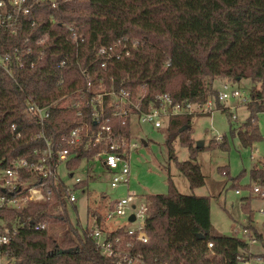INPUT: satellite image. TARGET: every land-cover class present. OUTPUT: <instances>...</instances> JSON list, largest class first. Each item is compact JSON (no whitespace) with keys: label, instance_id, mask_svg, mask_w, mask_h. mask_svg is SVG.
Here are the masks:
<instances>
[{"label":"trees","instance_id":"trees-1","mask_svg":"<svg viewBox=\"0 0 264 264\" xmlns=\"http://www.w3.org/2000/svg\"><path fill=\"white\" fill-rule=\"evenodd\" d=\"M27 1L31 3L30 12L20 17L16 31L0 30V55L14 47L30 49L28 54H21L23 64L12 67V75L0 67V168L11 158L26 156L44 145L36 137V119L26 110L28 103L44 105L61 96L77 101L75 106L51 109L44 131L52 146L74 120L81 118L92 124L85 104L89 96L84 91L86 82L100 81L105 86L129 90L141 87L146 100H153L159 92H167L175 100L204 101L210 97L217 106L216 90L210 84L214 77H225L233 84L248 79L253 94L257 92L255 83L264 87V0ZM69 26L75 29L77 41L72 40ZM44 35L41 43L36 44L35 40ZM122 37L136 41L127 56L103 61L96 55L99 43L108 48ZM61 59L64 64L58 66ZM77 109L82 111L81 116L76 115ZM247 111V117L236 130L242 146L261 139L255 117L264 107L254 101L247 104ZM190 119V115L172 116L163 127L169 158H175L170 142L176 136L189 151L188 159H175V165L193 188L204 183V176L195 161L197 147H192L186 134ZM110 124L129 136L128 122L117 125L112 119ZM11 126L13 132H18L17 137ZM218 146L225 148L226 140ZM71 151L75 154L65 162V167L75 170L82 160L92 157L95 149L77 146ZM256 165L250 169V179L263 180V172ZM86 183L85 178L73 183V187L81 188ZM63 186L59 182L53 187L51 198L43 203L0 207V219L5 225L26 218L45 223L40 230L18 228L6 244H0V255L9 264L104 262L82 231L68 223L66 202L61 197ZM143 198L147 241L134 243L133 250L146 261L235 264V255L246 247L240 237L212 232L208 196L180 193L170 177L165 193L147 194ZM103 200L100 193L90 206L99 217L109 208ZM58 206L62 212H56ZM56 222L67 225L59 234L49 230ZM116 234H121V229L109 235ZM206 242L211 243L210 250Z\"/></svg>","mask_w":264,"mask_h":264},{"label":"built area","instance_id":"built-area-1","mask_svg":"<svg viewBox=\"0 0 264 264\" xmlns=\"http://www.w3.org/2000/svg\"><path fill=\"white\" fill-rule=\"evenodd\" d=\"M30 9L31 3L27 0H0V30L14 33L20 17L28 14ZM68 30L71 32L72 40L77 41L75 29L69 26ZM45 36L36 39L35 43H41ZM135 45V40L122 37L108 48L99 43L96 55H100L103 61L108 58L119 59L127 56ZM29 52L28 47L22 50L14 47L11 52L0 55V67L12 75V67H21L23 64L21 54ZM63 64V59L57 62L58 66ZM29 65H32V61ZM251 89V86L242 89L230 82L221 85V89H217L215 94L219 107L210 97L204 101L175 100L169 93L159 92L154 95L153 100H146L144 89L141 87L129 90L124 87L114 88L111 84L105 86L100 81L86 82L84 91H87L89 96L85 99V104L89 109L92 124L81 118L74 120L69 130L59 135L55 146H52L50 138L44 131L45 120L51 109L68 105L75 106L77 101L70 96H61L44 105L28 103L26 110L36 119V137L41 139L44 145L33 149L26 156L11 158L1 168L0 189L3 192H0V207L19 208L26 202L43 203L51 198L52 188L56 187L59 182L64 185L61 197L66 203L75 202L77 195L73 183L78 182L79 177L75 178L73 180L75 182L70 185L66 183L65 179L69 178L74 170L66 169L65 162L75 154L71 148L77 146L95 149L92 157L84 161L96 160L100 171L106 173L111 188L127 187L130 172L129 153L136 145L130 133L129 119L131 120L132 116H135L139 122L158 128L172 116L204 115L219 110V108L220 110L229 108L230 118L236 120L237 116L234 111L239 106L247 110V104L257 101L264 107V87L254 85L257 91L254 94ZM229 99L236 100L235 104L223 106V103ZM76 115L81 116L82 111L77 109ZM112 119L116 120L117 125L128 122V137L118 130V126L114 128L110 124ZM250 121L252 122L253 119ZM11 128L12 134L17 137L18 132H13V126ZM61 164H63L62 173L59 171ZM251 192L264 198V178L254 183ZM107 204L109 208L103 211L100 217L95 210L86 206L85 226L81 228L83 236L92 242L94 248L104 259L102 264H155L146 261L141 254L133 250L134 243L147 241L144 231L146 205L143 196L127 191L123 196L110 199ZM57 209L62 212L60 206ZM130 215L133 216L132 220H129ZM114 218H123L124 224L119 223L108 229L107 222ZM126 224H134V227ZM25 227L40 230L45 227V223L32 222L26 218L5 225L0 219V244H6L11 234L18 228ZM116 229H121V234L110 236V232ZM233 232L237 233L233 236L242 238L246 246L235 255V264H264V256L253 253L250 249L256 240L252 233V236H249L246 227L235 228ZM206 248L210 250V242H206ZM6 264H9L7 260Z\"/></svg>","mask_w":264,"mask_h":264},{"label":"rangeland","instance_id":"rangeland-1","mask_svg":"<svg viewBox=\"0 0 264 264\" xmlns=\"http://www.w3.org/2000/svg\"><path fill=\"white\" fill-rule=\"evenodd\" d=\"M210 81L211 87L215 90L231 82L220 76ZM249 85L248 79H240L235 83V86L242 89H247ZM235 102L236 100L229 99L223 103V106L227 107ZM222 109L224 110L219 108L210 114L190 115V128L186 134L192 140V147L195 146L196 140H202L195 154V161L204 176L202 185L190 188L184 175L177 169L175 159L183 161L189 156L188 149L180 144L177 136L170 142L175 158H169L164 127H152L132 116L131 120L129 119L130 133L136 145L129 153L130 172L127 187L111 188L106 173L100 171L96 160H82L71 176L65 179L69 185L75 182L73 181L75 178L87 179L86 185L75 189L77 195L75 202L66 203L68 223L81 230L85 226L86 206H92L100 193L104 195V202L123 196L127 191H133L139 196L165 193L167 178L170 177L180 193L208 196L212 232L234 235L237 234L233 232L235 228L250 227L249 236H252V231L258 235L255 237L253 233L256 240L250 249L253 253L264 256V198L251 192V187L259 179H250V169L256 164V167L263 172L264 178V112L256 113L255 117L261 139L252 142L249 146H242L236 137V130L245 120L248 111L244 107H237L234 111L236 120H232L229 114L231 110ZM223 139L226 140L225 148L218 146ZM62 169L63 164L59 166L60 173L63 172ZM1 172L0 168V177ZM56 212L61 211L57 209ZM119 223L124 224L123 218L108 221L106 227L109 229ZM126 225L134 227V224ZM65 227L67 225L63 226L56 222L49 230L59 234ZM0 264H6L3 256H0Z\"/></svg>","mask_w":264,"mask_h":264},{"label":"water","instance_id":"water-1","mask_svg":"<svg viewBox=\"0 0 264 264\" xmlns=\"http://www.w3.org/2000/svg\"><path fill=\"white\" fill-rule=\"evenodd\" d=\"M183 128H184L183 126L180 127V128L178 129V131L180 132ZM201 144H202V140H196V141H195V147L198 148V147L201 146ZM132 218H133V216L130 215V216H129V220H132ZM59 251H60V250H59Z\"/></svg>","mask_w":264,"mask_h":264},{"label":"crops","instance_id":"crops-1","mask_svg":"<svg viewBox=\"0 0 264 264\" xmlns=\"http://www.w3.org/2000/svg\"><path fill=\"white\" fill-rule=\"evenodd\" d=\"M258 166H259V164H258Z\"/></svg>","mask_w":264,"mask_h":264}]
</instances>
